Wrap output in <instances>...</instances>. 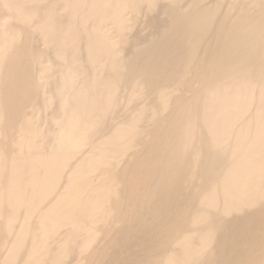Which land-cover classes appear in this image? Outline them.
Wrapping results in <instances>:
<instances>
[{"label":"bare ground","instance_id":"bare-ground-1","mask_svg":"<svg viewBox=\"0 0 264 264\" xmlns=\"http://www.w3.org/2000/svg\"><path fill=\"white\" fill-rule=\"evenodd\" d=\"M162 1L0 0V125L48 80L62 115L45 150L22 112L20 157L0 148V185L31 186H0V264H264V0ZM141 3L164 20L122 59L105 23ZM51 40L58 66L31 45Z\"/></svg>","mask_w":264,"mask_h":264},{"label":"rangeland","instance_id":"rangeland-1","mask_svg":"<svg viewBox=\"0 0 264 264\" xmlns=\"http://www.w3.org/2000/svg\"><path fill=\"white\" fill-rule=\"evenodd\" d=\"M40 1V5H45L44 2H49L53 0H38ZM201 1V0H200ZM218 2V0H202L199 5H207L211 6L214 2ZM223 1L222 7L220 8V11H222L225 8L226 1L227 0H221ZM162 3L165 4L164 1L161 0ZM162 3H158L157 7H148L144 3H141L135 10H127L126 11V25L123 27V31H118L114 29V26L110 23L107 22L105 23V27L103 29L104 34L107 35L111 40H113V46L115 49L119 51V55H122V59L126 58V54L129 52L130 48L133 46L132 41H133V36H138L140 37V41L137 43L143 41V39H151L152 35L150 34L149 27H150V20L149 18L155 17L159 21H163L164 17L162 12H159V5H162ZM153 19V18H152ZM153 21H157L156 19H153ZM32 31V35L35 38L36 41H39L40 34L36 28L30 27ZM57 36L62 37V32H57ZM209 37V34L208 36ZM32 42L31 45L34 47H37V49H40L42 52V56H44V60L47 63H44V65L51 66L56 65V63H60L61 61L59 59H55V53L57 51V44L54 41H48L46 43L43 42ZM136 43V44H137ZM67 49L70 51H74V55L72 56L73 59L75 60H81L83 58V53H80L79 51H76L75 47L71 44L68 43ZM33 55V54H29ZM27 67L29 68L31 75L33 77V71L32 68H30L29 62H26ZM97 72V70H96ZM76 75V82L80 83L82 85L89 83L90 77L87 72H83V69L80 68V71H75ZM42 82L45 81L47 78L43 75H41ZM37 83V81H36ZM53 84V81L48 80L45 83L44 89L40 88L42 91V95L38 97L37 99L41 98H46V102L44 103L43 107L38 106H30L28 103L26 104L23 101H16L15 102V109L18 108V113L13 114L12 119V125L8 127L7 129L6 126H1L0 125V148H3L4 150H8L9 152L14 153L15 157L13 158V162H15L19 157L20 154L17 152V148L15 146H12L13 142L17 140L18 138H21L22 136V131L21 129L26 126V123H23L21 121L20 113H25L24 115L27 116V118L31 121L32 125H35L38 128V133L36 134L38 136V142L40 143L41 146H43V150H45L50 144L53 143V136L55 132V126L50 122L49 119H51L53 116H62L61 113L59 114L57 111V106L55 104V98L52 97V93L49 90ZM114 86H110L106 88L105 90H110ZM81 94V93H78ZM77 94V95H78ZM116 92H112L110 95V99H115L116 98ZM76 95V96H77ZM148 99L144 98H135L134 100L131 101H120L117 105L116 108L118 109H123L124 107H133L136 104H146ZM128 108V109H129ZM100 129L99 126L95 127V130L98 131ZM7 134L4 136L3 132H6ZM105 133V132H103ZM94 135V134H93ZM95 135L93 136L92 139H94ZM1 153V151H0ZM6 154L2 152L0 154V161H3L5 158ZM65 168L61 171H55L52 173L47 179L50 181L52 179H55L56 184L59 183V180L61 178V175L63 174ZM43 174V170L41 168L33 170H29V176L30 177H38L39 175ZM2 188L8 189V188H13V187H23V188H29L31 187L29 183H26L24 181V170L18 171V176L15 177H10L8 181H2L1 185ZM46 203V201H43L42 205ZM14 220H17L18 218L16 216L13 217ZM18 222H15V226L18 225Z\"/></svg>","mask_w":264,"mask_h":264}]
</instances>
